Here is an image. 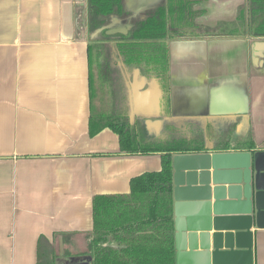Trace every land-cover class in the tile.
Listing matches in <instances>:
<instances>
[{
    "label": "crops",
    "instance_id": "obj_1",
    "mask_svg": "<svg viewBox=\"0 0 264 264\" xmlns=\"http://www.w3.org/2000/svg\"><path fill=\"white\" fill-rule=\"evenodd\" d=\"M168 1L122 0L105 15L89 0H0V264H37L42 235L54 241L74 232V245L84 239L87 247L94 197L129 194L133 177L161 170L160 152L124 153L108 127L90 134L93 112H105L100 100L108 99L97 78L124 88L122 94L112 88L105 113L126 110L131 119L124 78L141 91L150 84L148 97L135 105L153 116L132 119L143 141L196 138L210 152L249 151L255 182L253 157L264 153V37L239 22L248 0H198L194 36L151 40L144 49L166 57V81L158 61L127 64L119 42ZM253 206L251 264H264V215L258 219L255 200ZM85 250L59 257L58 264H89Z\"/></svg>",
    "mask_w": 264,
    "mask_h": 264
},
{
    "label": "trees",
    "instance_id": "obj_2",
    "mask_svg": "<svg viewBox=\"0 0 264 264\" xmlns=\"http://www.w3.org/2000/svg\"><path fill=\"white\" fill-rule=\"evenodd\" d=\"M122 0H89L98 14H111ZM198 0H169L155 13L120 36L119 49L129 65L158 61L165 79L166 57L146 51L151 40L167 36H194L199 29L195 19ZM239 22L255 37H264V0H248ZM209 33V32H208ZM160 44L161 42H156ZM101 110V109H100ZM106 112V111H105ZM95 110L90 120V134L111 128L120 137L121 151L127 154L160 152L162 168L147 171L131 180V192L118 195H96L93 199V230L87 233L86 253L92 264H176L173 156L176 153L210 151L196 138L168 139L157 143L143 141L126 110L106 114ZM222 150H229L228 146ZM213 150V149H212ZM215 151L218 149H214ZM213 150V151H214ZM54 241L42 235L38 240L37 264H58L62 254H73L74 232H61ZM61 242H59V240ZM58 245V248H57ZM59 245H62L59 249Z\"/></svg>",
    "mask_w": 264,
    "mask_h": 264
},
{
    "label": "water",
    "instance_id": "obj_3",
    "mask_svg": "<svg viewBox=\"0 0 264 264\" xmlns=\"http://www.w3.org/2000/svg\"><path fill=\"white\" fill-rule=\"evenodd\" d=\"M263 154L257 151L253 157L256 169L254 183L252 153L249 151L174 154L177 264H233L248 259L251 264L253 233L250 231V214L254 210L253 200L257 218L264 215V173L260 171ZM226 181L228 188L222 185ZM227 193L229 199L226 198ZM225 226L236 228L233 229L235 231L223 232ZM213 229L215 231L211 233ZM86 258L92 264L93 257L89 255Z\"/></svg>",
    "mask_w": 264,
    "mask_h": 264
},
{
    "label": "rangeland",
    "instance_id": "obj_4",
    "mask_svg": "<svg viewBox=\"0 0 264 264\" xmlns=\"http://www.w3.org/2000/svg\"><path fill=\"white\" fill-rule=\"evenodd\" d=\"M114 56H115V53L113 55L111 42H109L108 51H106V59L108 60V62L111 63V62H113V59L115 58ZM101 63H102L101 66H103V73H104V66L105 65H104V62L103 61ZM92 65L94 66L96 72L98 73V68H97L96 62L94 61V63ZM120 70L121 71H124L125 69L124 68H120ZM115 78H116V75H115ZM124 81H125V84H126V86H125V88H126V94H127L126 99L129 100V107L131 108L132 119L134 121H136V123L137 122L144 123V121L147 122L146 121V117L147 116H153V115H151V113H145L143 111H138L136 109L135 100L139 96L140 97L141 96L142 97H148L149 93L152 90V88H150L151 87L150 84L147 86V88L145 90L141 91V90L138 89V87L136 86L135 82H133V81L131 82V81L127 80L126 77L124 78ZM97 83H102L103 84L102 85V92L104 91L105 92V96L108 97V99H106V100H103V101L100 100V103L102 104L103 109L106 110V111L112 109L111 108L112 107V103H111L112 88L113 87H114V89L116 88L117 92L119 94H122V93H124L123 92L124 91L123 85H121V83H117L115 81L113 82V80L112 81H109V80L107 81L105 79V77H103L102 82L100 81V79H98V78L96 79V87H97ZM97 90H98V87H97ZM137 127L139 128L138 124H137ZM238 130H239L238 127H237V129H233L231 134H233V136L237 137V135L240 134L238 132ZM139 131H140V134L141 135L142 134L146 135V133H145V131L143 129H140ZM75 240H76V237H75ZM83 241L85 242L84 239H83ZM84 242H78L76 245L71 246V251L73 253H76V252L79 253V252L84 251L87 248L83 244ZM61 247H63V246L62 245H59V249ZM57 248H58V245H57ZM61 256H64V254H62Z\"/></svg>",
    "mask_w": 264,
    "mask_h": 264
}]
</instances>
